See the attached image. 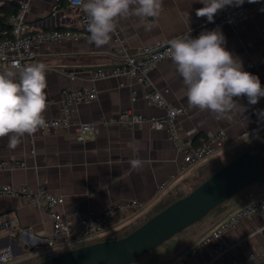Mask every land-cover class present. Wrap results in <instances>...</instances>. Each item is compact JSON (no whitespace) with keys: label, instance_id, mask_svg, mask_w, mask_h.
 <instances>
[{"label":"crops","instance_id":"1","mask_svg":"<svg viewBox=\"0 0 264 264\" xmlns=\"http://www.w3.org/2000/svg\"><path fill=\"white\" fill-rule=\"evenodd\" d=\"M10 1L19 5L21 0H0V7ZM203 6L198 0H163L158 17H119L115 22L116 30L123 39L126 53L133 55L143 46L182 37L207 21V17L196 16V9ZM25 21L42 31L79 29L78 14L67 0H31ZM6 24V28L0 26L3 37L9 30L8 18ZM221 31L226 38L224 46L242 63L243 70L249 64L258 66L253 74L259 77L264 88V8L240 24L226 26ZM88 36L76 41L36 46L33 62L47 66L45 93L48 107L44 112L45 119L61 115L63 90L72 87L96 89V100L75 106L72 113L75 123L94 124L95 132L88 135L85 142L76 141L72 130H51L43 135L36 132L22 137L15 149L8 147V137L0 138V161H23L25 164L22 168L0 169V184L13 188L25 184L31 189L44 185L52 194L62 196V208L68 216L67 227L74 232H80L79 219L85 217L88 210L126 200H136L149 206L127 217L114 218L109 233L104 236L114 239V236L137 226L164 202L186 194L194 183L209 176L249 144L264 139V133L249 139L239 138L242 132L264 125V97L254 105L249 104L246 96L234 98L244 106V112L241 109L234 113L230 121L216 119L208 111H200L188 104L183 79L170 58L159 62L148 73L145 86L126 77L93 79L92 72L85 68L115 66L119 59L114 51L119 45L114 40V32L109 44L100 48L89 44ZM5 69L8 68L2 67L0 71ZM70 74L75 75V80H70ZM151 90L159 91L169 104L187 109L186 114L178 117L177 126L184 139L192 145L198 146L210 136L217 138V134L223 132L221 146L215 156L178 176L162 195L157 194L156 186L177 169L181 154L164 131L152 129L147 123L126 127L116 122L118 115L125 111L147 118L160 117L162 111L142 98ZM132 91L137 94L134 101L131 100ZM135 158L143 161L139 170L132 169L129 164ZM262 196L264 182L247 187L212 214L133 264H168L178 258H184L188 264L210 262V249L193 257H188L186 252L229 212ZM2 220L16 223L8 229L0 226V246H10L17 257L40 249L43 246L41 239L52 231L46 212L21 197L0 196V223ZM22 228L27 231L21 233ZM222 242L227 261L264 264V212L240 221L223 235ZM36 259L17 264H34L38 261Z\"/></svg>","mask_w":264,"mask_h":264},{"label":"built area","instance_id":"2","mask_svg":"<svg viewBox=\"0 0 264 264\" xmlns=\"http://www.w3.org/2000/svg\"><path fill=\"white\" fill-rule=\"evenodd\" d=\"M60 2L61 0H55ZM31 0H21L15 14L8 16L9 30L7 36L0 39V69L10 68L15 63L21 65L34 64L33 49L36 46L58 43L65 40L76 41L86 37L88 17L84 12L82 3L86 0H67L78 14L79 29L72 30H38L25 21V15ZM264 8V0H257L250 3L244 0L240 6H226L214 16V22H202L195 29L188 32L192 38H197L201 32L210 31L216 28L222 30L226 26L240 24L244 19ZM183 37V36H182ZM114 40L118 43V49L114 54L119 59L115 67L99 69L92 72L93 79L108 78H130L135 84L147 85L148 73L161 61L169 59L167 53L169 43L159 41L149 46L141 47L133 55L126 53L123 46V39L118 31H114ZM256 64H249L244 70L253 74L257 71ZM70 80H75V75L70 74ZM97 98V91L94 87H72L62 91L61 115L45 119L47 127L38 130L45 134L51 130H72L73 136L78 142H85L86 137L95 132L96 126L89 123H75L72 113L75 106L82 103H89ZM142 98L152 106L162 111L160 117L147 118L141 114L130 111L122 112L116 118V122L126 127H133L141 123H147L150 128L164 131L168 139L174 143L176 150L181 154V162L177 169L169 174L165 180L156 186L158 195H162L178 178L185 174L191 167L197 166L205 160L215 156L221 146L223 132L217 134V138L203 141L200 145L194 146L184 139L178 131L177 119L186 114L187 109L169 104L159 91L151 90L143 94ZM137 99V94L132 91L131 100ZM264 133V125L255 126L240 134V139H249ZM30 153L33 154L31 150ZM23 161H0V169L22 168ZM0 196L21 197L27 203L43 209L51 222V234L41 239L43 246L40 249L30 251L28 254L17 257L10 246H0V264H17L29 261L44 259L49 256L100 241L109 233L113 219L117 216L127 217L133 213L148 209V205L141 204L136 200L114 202L105 208L88 210L85 217L79 219L80 232H74L67 227L68 216L63 211V197L52 194L44 185L35 189L23 184L18 188L0 184ZM259 212H264V196L248 202L228 213V215L217 223L208 232L203 234L187 250L186 255L193 257L206 249L212 252V260L202 264H238L236 261H227L225 258L226 248L222 242L223 235L234 228L240 221L251 218ZM74 215H77L74 212ZM13 220H2L1 228L8 229L15 226ZM21 233L27 229L22 228ZM254 256H251L253 258ZM264 258V254H262ZM168 264H188L184 258H178Z\"/></svg>","mask_w":264,"mask_h":264},{"label":"clouds","instance_id":"3","mask_svg":"<svg viewBox=\"0 0 264 264\" xmlns=\"http://www.w3.org/2000/svg\"><path fill=\"white\" fill-rule=\"evenodd\" d=\"M198 2L204 6L196 9V16L214 22L220 10L226 6H240L244 0ZM162 5L163 0H86L82 7L88 17V43L97 48L109 44L117 18L154 19L160 15ZM187 18L189 21V13ZM168 43L167 55L183 79L188 104L193 108L208 111L216 119L230 121L234 113L245 110L234 98L246 96L249 104L254 105L264 97L259 77L243 70L242 63L224 46L226 38L219 28L201 32L197 38L187 35ZM46 68L42 62L15 63L0 71V138L8 137L11 149H15L25 135L31 136L48 126L44 118L48 107ZM129 164L132 169L139 170L143 161L135 158Z\"/></svg>","mask_w":264,"mask_h":264},{"label":"water","instance_id":"4","mask_svg":"<svg viewBox=\"0 0 264 264\" xmlns=\"http://www.w3.org/2000/svg\"><path fill=\"white\" fill-rule=\"evenodd\" d=\"M113 66L86 67L88 71ZM264 182V139L246 148L184 196L174 200L129 233L79 246L34 264H133L144 255L203 220L247 187Z\"/></svg>","mask_w":264,"mask_h":264},{"label":"trees","instance_id":"5","mask_svg":"<svg viewBox=\"0 0 264 264\" xmlns=\"http://www.w3.org/2000/svg\"><path fill=\"white\" fill-rule=\"evenodd\" d=\"M17 10H18V5H17V3L16 2H7V3H4V6H2V7H0V13H2V16L0 15V26L2 27V29L3 28H6L7 27V24H6V20H7V18H8V16H10L11 14H15L16 12H17ZM1 38H3V35L2 34H0V39ZM258 142V141H257ZM256 143V142H255ZM254 143H251V144H249L247 147H245L244 149H242V151L243 150H245L246 148H248V147H250L251 145H253ZM205 178H202L201 180H198L196 183H194L190 188H189V190H188V192L189 191H191L193 188H195L200 182H202L203 180H204ZM187 192V193H188ZM185 195V194H184ZM184 195H178L176 198H174V199H172V200H168V201H166V202H164L160 207H159V209L158 210H155V211H153L150 215H148L147 217H145L144 218V220H146L147 218H149L150 216H152L153 214H155L156 212H158L159 210H161L162 208H164L165 206H167L168 204H170L171 202H173L174 200H176V199H178V198H180V197H182V196H184ZM220 207V206H219ZM219 207H217L216 209H218ZM215 209V210H216ZM214 211V210H213ZM212 211V212H213ZM211 213V212H210ZM143 220V221H144ZM142 221V222H143ZM142 222H140V223H142ZM139 223V224H140ZM138 224V225H139ZM137 225V226H138ZM137 226H135V227H133V228H131L129 231H127V232H125V233H123V234H121V235H118L116 238H119V237H121V236H123V235H125V234H127V233H129L130 231H132L134 228H136ZM115 239V238H114ZM145 256V255H144ZM40 260H43V259H39L38 261H40ZM38 261H36V262H38Z\"/></svg>","mask_w":264,"mask_h":264},{"label":"rangeland","instance_id":"6","mask_svg":"<svg viewBox=\"0 0 264 264\" xmlns=\"http://www.w3.org/2000/svg\"><path fill=\"white\" fill-rule=\"evenodd\" d=\"M210 214H212V212L209 213V215H210ZM139 220H140V219H139ZM137 222H138V220H137ZM137 222H136V223H137ZM125 227H126V226H125ZM122 229L124 230L125 228L123 227ZM123 230H122V231H123ZM108 237H112V236H108ZM116 237H117V236H114L113 238H116ZM102 240H107V237L102 238L100 241H102ZM30 263H32V262H30Z\"/></svg>","mask_w":264,"mask_h":264}]
</instances>
